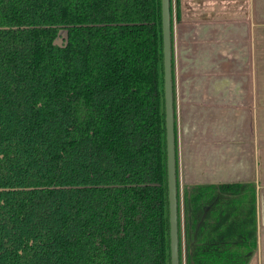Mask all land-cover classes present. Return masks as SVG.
<instances>
[{
    "label": "trees",
    "instance_id": "16d2710c",
    "mask_svg": "<svg viewBox=\"0 0 264 264\" xmlns=\"http://www.w3.org/2000/svg\"><path fill=\"white\" fill-rule=\"evenodd\" d=\"M160 1L0 0V264H170ZM178 192L179 264H248L254 188Z\"/></svg>",
    "mask_w": 264,
    "mask_h": 264
},
{
    "label": "crops",
    "instance_id": "0c3cea01",
    "mask_svg": "<svg viewBox=\"0 0 264 264\" xmlns=\"http://www.w3.org/2000/svg\"><path fill=\"white\" fill-rule=\"evenodd\" d=\"M168 4L176 182L250 184L264 264V0Z\"/></svg>",
    "mask_w": 264,
    "mask_h": 264
},
{
    "label": "water",
    "instance_id": "95a60500",
    "mask_svg": "<svg viewBox=\"0 0 264 264\" xmlns=\"http://www.w3.org/2000/svg\"><path fill=\"white\" fill-rule=\"evenodd\" d=\"M161 22L163 37V85H164V102H165V134H166V167H167V183L169 199V248H170V264H179V231H178V215H177V183H176V166H175V150H174V118H173V101H172V85H171V53H170V20H169V4L168 0H161Z\"/></svg>",
    "mask_w": 264,
    "mask_h": 264
},
{
    "label": "rangeland",
    "instance_id": "374dc122",
    "mask_svg": "<svg viewBox=\"0 0 264 264\" xmlns=\"http://www.w3.org/2000/svg\"><path fill=\"white\" fill-rule=\"evenodd\" d=\"M178 194H179V197H178V198L180 199V202H181V200H182V199H181V198H182V189H181V191H180V188H179V192H178ZM181 226H182V217H181V224H180V231L182 232V233H181V235H182V234H183V231L181 230V229H182ZM181 248H182V251H183L184 248H183V245H182V244H181Z\"/></svg>",
    "mask_w": 264,
    "mask_h": 264
}]
</instances>
